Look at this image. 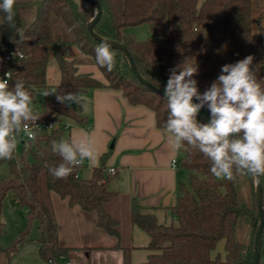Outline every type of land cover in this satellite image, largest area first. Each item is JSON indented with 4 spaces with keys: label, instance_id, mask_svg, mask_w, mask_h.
<instances>
[{
    "label": "trees",
    "instance_id": "trees-1",
    "mask_svg": "<svg viewBox=\"0 0 264 264\" xmlns=\"http://www.w3.org/2000/svg\"><path fill=\"white\" fill-rule=\"evenodd\" d=\"M252 1L101 0L103 13L95 30L123 43L140 73L160 89L164 90L172 67L185 60V66H197L194 78L202 93L217 79L223 65L249 55L254 57L252 67L258 78H264V26L259 25L256 31L253 28ZM93 10L80 0H16L15 20L17 27L23 29V37L8 27L0 12V78L10 72L9 87L23 81L34 101L36 89L47 87V63L53 54L61 78L50 100L42 106L33 105L40 116L38 120L81 121L72 106L57 101V93L107 87L122 91L133 105L150 108L157 127L164 128L169 112L167 101L137 79L123 53L113 48L116 67L111 72L96 63L94 50L100 42L87 27ZM55 18L68 28L75 25L70 35L54 31ZM139 25H146L152 35L136 38L130 28ZM66 44L90 55L105 80L80 72L75 60H68L61 53ZM14 49L24 56L5 61ZM197 119L207 123L210 113L203 108ZM67 133L63 128L37 133L34 140L21 142V152L16 149L11 161L0 160L9 165V172L0 177V233L4 229L3 202L10 192L13 203L26 209L29 224H38L37 240L44 264H63L69 260L72 248L60 243L58 224L50 207L40 198L42 172L46 189L67 198L71 206L94 212L98 228L113 237L119 236L118 222L105 206L114 192L107 186L110 177L105 174L103 163L92 170L89 178L80 175L81 166L74 168L66 179H55L50 174L49 167L63 162L52 151L51 142L69 139ZM180 153L178 163L188 171V183L180 184V194L172 207L175 221L159 223L154 213L136 202L132 205L133 223L150 236V253L142 264H253L260 220L255 179L238 173H234L232 181L217 179L210 171L211 162L198 150L185 145ZM261 179L264 203V178ZM221 240H225L224 258L213 256ZM23 241L19 238L9 248L0 245V255L10 259ZM131 252V247H123V264H132ZM259 264H264V228Z\"/></svg>",
    "mask_w": 264,
    "mask_h": 264
},
{
    "label": "clouds",
    "instance_id": "clouds-1",
    "mask_svg": "<svg viewBox=\"0 0 264 264\" xmlns=\"http://www.w3.org/2000/svg\"><path fill=\"white\" fill-rule=\"evenodd\" d=\"M16 0H0V12L8 27L23 37L18 28L14 6ZM68 28L71 33L73 28ZM95 60L111 72L116 67V52L112 44L102 41L95 48ZM252 55L235 63L225 64L210 87L201 93L197 66L183 63L169 69V78L164 87L168 117L164 129L168 142L179 152L185 145L198 150L211 162L210 171L217 179L234 180V173L247 175L257 182L264 178V78H258L253 69ZM0 78V160L11 161L17 149V136L23 131L30 139L36 133L30 124L40 116L34 111L31 93L23 81L9 87L10 73ZM50 92L43 91L47 97ZM62 105L76 104L82 110L87 107L86 97L79 92L57 93ZM198 101V102H194ZM210 110L207 123L198 121L201 109ZM85 138L60 139L51 142L52 151L62 158L58 166L49 167L55 179H66L74 168L87 160L89 166H99V152L94 148L88 134ZM47 166V165H46Z\"/></svg>",
    "mask_w": 264,
    "mask_h": 264
},
{
    "label": "crops",
    "instance_id": "crops-1",
    "mask_svg": "<svg viewBox=\"0 0 264 264\" xmlns=\"http://www.w3.org/2000/svg\"><path fill=\"white\" fill-rule=\"evenodd\" d=\"M252 19L255 31L259 25L264 26V0L252 1ZM143 26L147 28L146 25L130 28L138 39L148 37ZM80 52L75 45L61 47V53H67V57ZM78 92L86 97L87 107L82 110L76 104L71 105L81 121L67 120L71 124L67 137L79 140L85 138L86 132L99 152V166L105 165L104 172L110 177L107 186L114 192L105 206L118 222L119 236L113 237L98 228L93 216L89 217V226L86 213L67 201L61 212L56 213L52 204L44 200V187L40 198L50 207L58 224L60 243L72 248L69 257L72 264H123V247H131L132 264H142L150 253L147 248L150 236L133 223L132 205L136 202L145 211L154 213L159 223L174 222L172 207L180 194V184L187 183L188 171L179 163L173 166V160H179L181 153L168 142L166 130L157 127L150 108L131 104L116 89L100 87ZM94 168L85 160L80 175L89 178ZM110 168L115 169L114 174L109 173ZM62 213L68 218V232L62 230ZM222 241L225 248V240ZM220 254L213 252V256Z\"/></svg>",
    "mask_w": 264,
    "mask_h": 264
},
{
    "label": "rangeland",
    "instance_id": "rangeland-1",
    "mask_svg": "<svg viewBox=\"0 0 264 264\" xmlns=\"http://www.w3.org/2000/svg\"><path fill=\"white\" fill-rule=\"evenodd\" d=\"M53 27L56 33L70 35V33L67 30L68 27L60 19L57 18L54 19ZM146 29L148 31V37L151 36L152 34L149 31V29L148 28ZM71 45L72 44H70V46ZM63 55L68 60H75L76 65L78 66L80 72H86L91 74L97 79L105 80L103 73L100 71V69L98 68V66L96 65V63L94 62L93 58L90 55L84 54L82 52H80L79 55H70L71 57H67L68 56L67 53L66 54L64 53ZM60 78H61V71L58 62L54 57V55L50 54L47 63V74H46L47 87H40L36 89L34 93L33 105L42 106L46 100H50L54 94L55 86L59 83ZM43 91L50 92V95L47 97L42 96ZM21 150H22V144L20 140L18 141L17 144V151L21 152ZM8 172H9L8 163L6 162L0 163V177L7 174ZM40 184L42 185V187H44V191H45V193L43 194L45 198L44 200L52 204V206L56 210V213L61 212L62 206L66 205L65 203L68 202L67 198H62L55 192L47 190L45 188V175L43 172L40 175ZM83 212L86 213V217H87L86 222L90 226L89 217L93 216L96 219V214L94 212L92 213H88L85 211ZM62 216L64 218L62 219V223H61L62 230L68 232V228H69L68 218L64 217V213H62ZM2 222L4 224V229L3 232L0 233V245L3 248H9L14 243V241L19 238L23 239L24 241L20 245L16 254L12 256L10 259L7 258L4 254H1L0 264H44V260L41 258L39 253V242L37 240V238L40 235L38 224L35 221L32 224H29L26 209L20 205L13 203L12 194L10 192L6 195L3 202ZM218 252L221 253L220 255L222 258L225 257L226 252H225V248H223L222 240L218 242L217 248L215 250V253Z\"/></svg>",
    "mask_w": 264,
    "mask_h": 264
},
{
    "label": "water",
    "instance_id": "water-1",
    "mask_svg": "<svg viewBox=\"0 0 264 264\" xmlns=\"http://www.w3.org/2000/svg\"><path fill=\"white\" fill-rule=\"evenodd\" d=\"M80 1L89 4L94 8L93 16L91 17V19L87 23V27H88L90 34L96 40H98L100 43L102 41H107V42L112 44V47L114 49L123 53L125 55V57L127 58L128 63L130 65V68L133 71V73L135 74V76L137 77V79L150 91L164 96V90L163 89L156 87L152 82L147 80L140 73V71L138 70V68L136 66L133 55L131 54L129 49L123 43H121L117 40H113V39L103 37L96 32L95 26L98 23V21L100 20L102 13H103V6H102L101 0H80ZM194 102H198V101H195V99H194ZM205 109L210 113V110L207 108V106H205ZM255 193H256L257 206H258V210H259V214H260V220H259V224H258L257 231H256V237H255L256 248H255V256H254L253 264H259L261 235H262V231L264 228V203H263L262 179L260 180V182H257L255 180Z\"/></svg>",
    "mask_w": 264,
    "mask_h": 264
},
{
    "label": "built area",
    "instance_id": "built-area-1",
    "mask_svg": "<svg viewBox=\"0 0 264 264\" xmlns=\"http://www.w3.org/2000/svg\"><path fill=\"white\" fill-rule=\"evenodd\" d=\"M23 56L24 55L20 50L14 49L13 51L9 52L5 56V61L13 62L19 58H22ZM6 73H10V72H6ZM4 78L6 79L7 77L5 76ZM59 128H63L64 130H69L71 128V124L68 121H64V120H60V121L37 120L36 123L30 124V130L35 132L36 134L37 133H46L48 131H53V130L59 129ZM17 138H18V141L21 140V142L22 141L26 142V141L32 140L23 131L17 136ZM177 163H178V160L174 159L173 160V166H176ZM109 173L114 174L115 169L110 168ZM63 264H72V262L70 260H67Z\"/></svg>",
    "mask_w": 264,
    "mask_h": 264
}]
</instances>
